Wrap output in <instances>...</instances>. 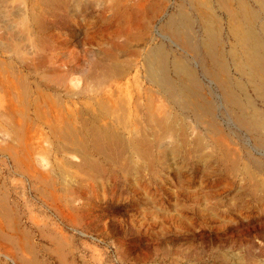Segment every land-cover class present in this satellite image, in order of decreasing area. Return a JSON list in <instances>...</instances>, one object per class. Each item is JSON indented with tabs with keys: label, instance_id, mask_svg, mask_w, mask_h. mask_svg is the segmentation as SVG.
Here are the masks:
<instances>
[{
	"label": "rangeland",
	"instance_id": "rangeland-1",
	"mask_svg": "<svg viewBox=\"0 0 264 264\" xmlns=\"http://www.w3.org/2000/svg\"><path fill=\"white\" fill-rule=\"evenodd\" d=\"M241 3L264 41L256 0H0V264H264V138L165 28L187 12L200 41L215 15L264 112L229 54ZM158 46L177 88L174 58L200 80L193 104L147 71Z\"/></svg>",
	"mask_w": 264,
	"mask_h": 264
},
{
	"label": "bare ground",
	"instance_id": "bare-ground-1",
	"mask_svg": "<svg viewBox=\"0 0 264 264\" xmlns=\"http://www.w3.org/2000/svg\"><path fill=\"white\" fill-rule=\"evenodd\" d=\"M256 2L260 7V12L262 11L264 14V0H256ZM258 16L259 11L248 7L245 3L240 4L239 11L232 13V23L229 27L235 39V46L229 50V54L235 68L247 76L254 92L264 100V41L254 29ZM207 17V23L202 21L203 37L200 41L192 31L193 20L187 12L181 11L178 14L170 15L166 21L165 28L169 32L172 42L181 45L183 49H187L195 55L202 50L204 55L210 58L212 67L205 66L202 63L203 74L210 77V79L217 80L220 84L225 102L231 107V111L240 125L250 131H256L258 135L264 138V112L256 108L248 96H245L242 102L235 93L232 88L233 82L227 77V64L222 56L221 48L223 46L220 23L213 14L207 13ZM261 31L264 32V30ZM166 56L165 50L158 46L157 54L154 56L152 54L149 55L151 61L147 71H150L152 78L158 85L165 87L173 97H179L181 103L193 104V96L201 91L200 80L198 81L195 78V74L186 68L184 61L174 58L171 67L176 74L183 75L185 80L189 81L190 85L192 84V87L189 88L183 82L179 86L180 88H177L168 76ZM206 101L205 103L203 102V107L199 103H194V105L198 111L201 112L203 108L206 110L205 113L209 114L213 110V105L211 102ZM198 115L203 114L198 113Z\"/></svg>",
	"mask_w": 264,
	"mask_h": 264
}]
</instances>
